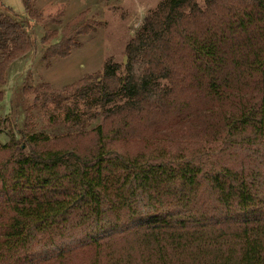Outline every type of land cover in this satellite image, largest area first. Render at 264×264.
Returning a JSON list of instances; mask_svg holds the SVG:
<instances>
[{
  "label": "trees",
  "instance_id": "trees-1",
  "mask_svg": "<svg viewBox=\"0 0 264 264\" xmlns=\"http://www.w3.org/2000/svg\"><path fill=\"white\" fill-rule=\"evenodd\" d=\"M30 46L0 14L1 73ZM124 52L43 84L69 130L8 132L0 264H264V0H161Z\"/></svg>",
  "mask_w": 264,
  "mask_h": 264
},
{
  "label": "rangeland",
  "instance_id": "rangeland-1",
  "mask_svg": "<svg viewBox=\"0 0 264 264\" xmlns=\"http://www.w3.org/2000/svg\"><path fill=\"white\" fill-rule=\"evenodd\" d=\"M160 1L31 0L32 8L41 13L37 19L25 12L22 0H0V14L22 22L31 40L30 49L0 71V147L12 129L27 133L69 130L49 121L52 105L44 102L43 84L60 89L86 73L103 70L110 57L122 63L126 42L134 35L142 16ZM66 26H86L87 30L72 36L78 46L71 48L69 54L48 57L45 49L60 38L63 27L68 30ZM54 32L55 39L49 37ZM56 114L63 116L62 111ZM92 120L90 125L98 122ZM87 259V254H81L69 264H87Z\"/></svg>",
  "mask_w": 264,
  "mask_h": 264
}]
</instances>
